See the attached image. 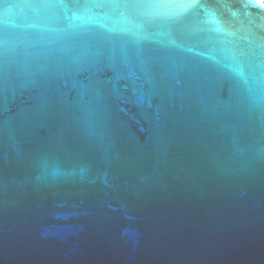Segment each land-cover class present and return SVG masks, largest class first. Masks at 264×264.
<instances>
[{"label": "water", "instance_id": "95a60500", "mask_svg": "<svg viewBox=\"0 0 264 264\" xmlns=\"http://www.w3.org/2000/svg\"><path fill=\"white\" fill-rule=\"evenodd\" d=\"M0 264H264V0H0Z\"/></svg>", "mask_w": 264, "mask_h": 264}]
</instances>
